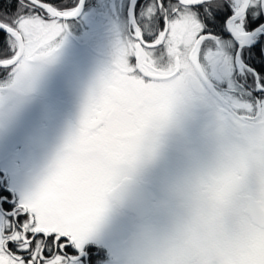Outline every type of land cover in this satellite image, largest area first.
<instances>
[{"label": "snow or ice", "instance_id": "obj_1", "mask_svg": "<svg viewBox=\"0 0 264 264\" xmlns=\"http://www.w3.org/2000/svg\"><path fill=\"white\" fill-rule=\"evenodd\" d=\"M0 264H264V0H0Z\"/></svg>", "mask_w": 264, "mask_h": 264}]
</instances>
